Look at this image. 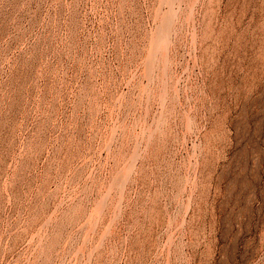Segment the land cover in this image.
Here are the masks:
<instances>
[{
  "label": "rangeland",
  "instance_id": "rangeland-1",
  "mask_svg": "<svg viewBox=\"0 0 264 264\" xmlns=\"http://www.w3.org/2000/svg\"><path fill=\"white\" fill-rule=\"evenodd\" d=\"M0 264H264V0H0Z\"/></svg>",
  "mask_w": 264,
  "mask_h": 264
}]
</instances>
